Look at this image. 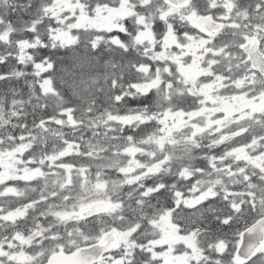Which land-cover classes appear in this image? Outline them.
Instances as JSON below:
<instances>
[{
  "label": "snow or ice",
  "instance_id": "1",
  "mask_svg": "<svg viewBox=\"0 0 264 264\" xmlns=\"http://www.w3.org/2000/svg\"><path fill=\"white\" fill-rule=\"evenodd\" d=\"M0 264H264V0H0Z\"/></svg>",
  "mask_w": 264,
  "mask_h": 264
}]
</instances>
